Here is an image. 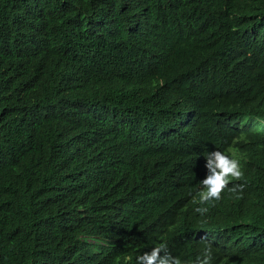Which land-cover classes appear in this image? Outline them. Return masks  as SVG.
Wrapping results in <instances>:
<instances>
[{"label":"trees","instance_id":"16d2710c","mask_svg":"<svg viewBox=\"0 0 264 264\" xmlns=\"http://www.w3.org/2000/svg\"><path fill=\"white\" fill-rule=\"evenodd\" d=\"M240 149L224 226L168 212ZM162 242L264 264V0H0V264Z\"/></svg>","mask_w":264,"mask_h":264},{"label":"clouds","instance_id":"9594fccd","mask_svg":"<svg viewBox=\"0 0 264 264\" xmlns=\"http://www.w3.org/2000/svg\"><path fill=\"white\" fill-rule=\"evenodd\" d=\"M231 150L230 155L222 151L205 153L207 173L205 178L193 187L184 190L183 195L171 202L166 208L173 215H181L186 220L197 215L218 230L224 226L231 213L229 193H243L246 186L244 167L240 164L242 152ZM241 181L242 183H235ZM227 195V196H226ZM226 196L225 201H222ZM235 202L234 199L231 203ZM202 239H205L202 237ZM166 243L144 249L135 257L136 264H187L176 255H172ZM150 251V252H149ZM164 252L161 256L160 253ZM190 264H247L244 254L229 250L222 258L213 259L211 243H205L202 252Z\"/></svg>","mask_w":264,"mask_h":264}]
</instances>
